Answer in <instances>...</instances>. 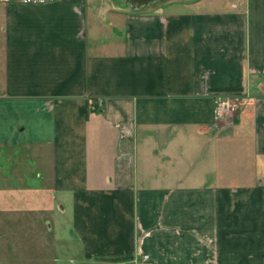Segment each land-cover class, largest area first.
Masks as SVG:
<instances>
[{"label": "crops", "instance_id": "obj_1", "mask_svg": "<svg viewBox=\"0 0 264 264\" xmlns=\"http://www.w3.org/2000/svg\"><path fill=\"white\" fill-rule=\"evenodd\" d=\"M64 205L73 264H264V0H0V214Z\"/></svg>", "mask_w": 264, "mask_h": 264}, {"label": "rangeland", "instance_id": "obj_2", "mask_svg": "<svg viewBox=\"0 0 264 264\" xmlns=\"http://www.w3.org/2000/svg\"><path fill=\"white\" fill-rule=\"evenodd\" d=\"M55 207L47 222L44 220V230L47 232L44 236L42 233L27 235L20 225V215L14 218L11 214H0V264H58L57 261H54L56 257L62 258L63 264L71 263V259L74 257H70L69 247H72L74 238L70 231L69 209L66 205L63 206V210L58 206ZM8 227L12 229L17 227V229L12 234L11 228ZM7 231L8 233H4ZM45 239L51 240V243L48 242L42 247ZM59 241L62 245L65 244V246H61V250L58 249ZM6 243H9L10 248L7 249ZM52 244H56L57 247L52 248Z\"/></svg>", "mask_w": 264, "mask_h": 264}, {"label": "built area", "instance_id": "obj_3", "mask_svg": "<svg viewBox=\"0 0 264 264\" xmlns=\"http://www.w3.org/2000/svg\"><path fill=\"white\" fill-rule=\"evenodd\" d=\"M5 1V0H4ZM24 3H43L47 1H57V0H20ZM236 97L229 93L218 94L215 98V108L217 115H224L226 113L233 112L237 105ZM150 258L148 254L143 253L140 257H133L130 259L116 260L113 264H150Z\"/></svg>", "mask_w": 264, "mask_h": 264}, {"label": "trees", "instance_id": "obj_4", "mask_svg": "<svg viewBox=\"0 0 264 264\" xmlns=\"http://www.w3.org/2000/svg\"><path fill=\"white\" fill-rule=\"evenodd\" d=\"M117 260V259H116ZM118 260H120V259H118Z\"/></svg>", "mask_w": 264, "mask_h": 264}]
</instances>
